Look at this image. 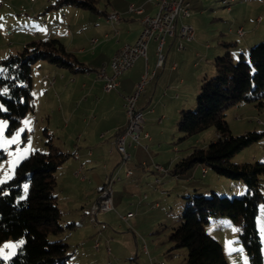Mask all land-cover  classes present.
<instances>
[{
	"label": "rangeland",
	"instance_id": "obj_1",
	"mask_svg": "<svg viewBox=\"0 0 264 264\" xmlns=\"http://www.w3.org/2000/svg\"><path fill=\"white\" fill-rule=\"evenodd\" d=\"M53 1L0 0V30L8 28L17 33V29H28L41 35L43 33L41 25L27 26L36 17L41 21L44 19L45 28L52 20H56L55 23L61 27V30L65 28L73 32L77 31L78 34V13L76 14L78 8L64 6L60 9L45 11V8ZM186 1L190 3V17L183 21L192 27L195 37L192 43H185V46L194 49L199 47L201 53L209 55L211 62L215 57L224 53L226 50L223 47L224 43L244 44L246 42L253 47L264 39V20L261 24L254 20L257 15H261L264 19V2L262 0V3H255L253 0H226L227 5L223 4V0ZM97 2L98 8L103 10L104 3L101 0H97ZM228 7L230 11H228ZM61 11L66 16L67 23L65 20L62 23L58 18V13ZM84 11L97 17V14L91 11ZM70 20L73 24L68 23ZM180 22L181 20L178 21V24ZM238 27H242L244 38L240 39L236 36L235 31ZM10 34L3 35L4 37L0 36V43H8L13 39V42L20 44L19 40L24 39L16 36L17 34ZM7 36L10 38L5 40ZM35 37L38 38V36ZM75 40L71 48L76 47L77 49L78 36ZM168 40L169 38L166 39V41ZM64 43L67 41L65 40ZM228 51L233 57L240 55L238 47H230ZM73 54L78 58V53ZM246 54L247 52L243 55ZM202 67H207L211 71L207 75V79L214 75L211 63L205 66L201 63ZM31 68L36 104L38 102L36 90L43 81V77H47V81L54 79L58 84L62 74L65 78L61 84H66L68 89L62 96L53 95L52 106L42 108L44 114L36 115L38 107L35 104L34 112L29 113L22 120L26 126V138L23 137V132L18 130L19 127L13 132L7 133L5 122L0 120V152L5 156L0 159V183L12 178L20 157L25 158L35 151H45L43 136L45 129L50 135L52 143L61 152L76 153L78 151V129H76L77 132L71 127L65 130V126L69 122L68 116L73 112L72 108L75 105L77 108L74 109L75 113H73L71 123L76 120L74 125L78 128V73H70L45 61H37ZM198 90L196 88L191 95L181 94L185 103H192L191 106L184 104V110H196ZM43 99H45L44 96ZM60 105L62 106L61 112L59 111ZM176 116L172 120L164 121L162 125L156 124L157 121L142 125L145 131L151 129L152 134L150 135L154 139H158L155 140L156 142L147 143V150H140L139 157L144 162L143 164L141 161L137 165L129 162V170L133 176L130 179H123L111 187L113 210L97 214L93 218V222L90 217L81 219L80 205L86 204V195L95 198L96 189L104 183L106 169L103 168V164L107 163L108 149L103 147L99 151L102 161L94 165L96 169L94 172L84 173L86 180L81 184L79 183L81 178L78 179L73 174V167L77 168V166H74L72 159L58 171L55 191L58 193V203L64 213L63 225L70 221L71 207L74 204L78 210V216L72 215L76 227L70 231L66 230L63 234L65 242L69 245V251L72 252L70 264H186V249L173 248V243L169 241V234L173 228L183 222V213L192 203L193 198L215 194L218 197L232 199L241 197L245 193L241 181L218 176L209 169H206L207 175L203 174V167L200 165L194 166L185 174L177 177L164 173L162 177H158L160 182L154 184L156 175H154L155 171L152 167L155 164L164 170H170L171 166L185 157L190 149L205 148L215 138L214 130L209 128L188 139L180 140L181 134L176 125L183 116V111ZM225 119L233 136L246 132H264V107L258 109L252 104H238L226 111ZM107 138L100 140L102 144ZM232 161L234 163L264 162V139L244 148L234 156ZM142 165H145L143 168H150L152 173L144 171ZM120 168H124L123 173H120L123 178L128 166ZM260 191L263 201L258 206L256 225L264 262V176L260 178ZM65 204L68 207L64 206ZM155 204L158 206L156 207ZM83 207L85 208V206ZM127 212L132 213L134 217L125 222L121 220V217L125 216ZM86 220L89 221V224ZM204 229L211 238L221 245L227 264H249L247 254L239 240L238 227L229 218L222 217L211 221L205 225ZM50 239L53 240L54 237L51 236ZM95 242L99 244L97 250L93 246ZM18 243L11 239L4 242L0 246V259L7 262L13 257Z\"/></svg>",
	"mask_w": 264,
	"mask_h": 264
},
{
	"label": "trees",
	"instance_id": "obj_2",
	"mask_svg": "<svg viewBox=\"0 0 264 264\" xmlns=\"http://www.w3.org/2000/svg\"><path fill=\"white\" fill-rule=\"evenodd\" d=\"M64 6L96 14L101 12L97 0H54L45 11ZM233 46L232 42L223 44L226 50L212 61L214 75L203 78L199 85L196 110H183L176 125L180 140L209 128L214 130L215 140L205 148L190 149L167 173L177 177L200 165L218 176L241 181L245 193L232 199L215 194L193 198L183 213V222L169 234L173 248L186 249V264H227L221 245L204 229L206 224L222 217L229 218L238 227L249 264H264L256 225L258 206L263 201L260 178L264 176V162L232 161L244 148L263 140L264 132L233 136L225 119L226 111L238 104L264 107V39L250 47L246 55L240 54L237 61L228 51ZM37 61L70 73L88 71L57 39L28 43L0 59V120L5 122L7 133L16 130L21 121L34 112L31 67ZM43 134L45 151L31 152L21 159L12 178L0 183V246L10 239L19 242L14 256L7 262L0 259V264H70L72 258L63 234L76 226L70 221L63 225L64 214L59 209L55 188L58 171L74 153L61 152L46 129ZM2 158L5 156L0 152ZM119 177L117 182L122 180ZM89 217L93 222L95 216H90V210Z\"/></svg>",
	"mask_w": 264,
	"mask_h": 264
},
{
	"label": "crops",
	"instance_id": "obj_3",
	"mask_svg": "<svg viewBox=\"0 0 264 264\" xmlns=\"http://www.w3.org/2000/svg\"><path fill=\"white\" fill-rule=\"evenodd\" d=\"M101 1L104 3V8L103 10L99 8L101 12L97 14V17L93 14L85 13L84 9L82 10L78 8V12L76 11V14L78 13V34L77 31L73 32L69 29L66 30L65 28H62L61 30V27L55 23L57 22L56 20H52L51 23L45 28L46 22L44 19L41 21L36 17L32 22L28 23L27 26L41 25V31L43 32L41 35H39L38 32L28 29H17V33H14L15 31L8 28L0 30V36L11 33L10 35L17 34L16 36L24 38L19 40L20 44L13 42V39L9 40L8 43H0V59H3L6 56L19 51L24 45L28 43L39 40L57 39L64 45L67 51L71 53H78V58L76 57L78 62L88 69L86 73H78V128L76 125H74L76 120L71 123V120L73 119V113H75L74 109L77 108V105L72 108L73 112L69 114L71 117L68 116L69 122L65 126V130L69 129L70 127L75 130L78 129V151L74 153L73 157L70 159H72L73 163L75 164L74 166H77V168L73 167V174L78 179L81 178V181L79 182L80 184L86 180L84 173L94 172L96 170L94 165H97L102 161L100 159L102 156L99 154V151L103 147L108 149L107 163L103 164V168L106 169L104 176L114 172H118L120 175V173H123L124 171V168L120 167L128 166V169H130L129 162H133L134 165L140 164V150H147V143L156 142L155 140L158 139H154V137L150 135L152 134L151 129H148L149 131H145L142 126L139 143L137 145L127 147L130 160L126 165H121V157L116 152L113 145L115 133L122 130L126 126L127 120L123 107L124 97L133 93L135 85L139 82L145 71H147V74L151 79L145 85L143 92L138 97L136 108L143 114V125L156 121V124L158 123L159 125H162L164 121L168 119L172 120L177 114H179V112H182L184 110L183 107L186 104L187 106L192 105L191 102L185 103L181 98V94L188 93L191 95V93L195 92L196 88L198 90V86L200 85L202 79L206 78L207 75L211 73L207 67L201 68V63L203 66L208 65L209 63L212 65V62L208 57L209 55L201 53V50L198 49L199 47H196V50L192 47L186 48L185 46V50L177 52L175 49L177 39L169 38V40L165 42L163 48V53L165 55L164 64L162 67H157L154 50L155 42L151 40L147 48L146 63L143 58L137 59L134 65L118 78V87L111 92H104L102 90L103 83L96 78L98 69L103 66L106 73L111 74L109 63L113 54L122 46L131 45L136 41L142 29L140 23L141 17L144 15H155L156 6L154 0ZM253 1H255V3L261 2V0L258 2H256L257 0ZM262 2L264 1L262 0ZM129 6L141 9L142 13L136 14L129 12ZM110 13H116L118 15V20L107 22L105 19ZM259 17L261 20L258 19ZM58 18L62 23L66 19L63 11L58 13ZM186 19L187 18L182 19L180 24ZM254 20L256 23L261 24L264 19H262L261 15H257ZM184 21L183 23H186ZM68 23L73 24L71 20L68 21ZM180 24H177V27H179ZM240 28L242 30L241 36H239L237 33V30ZM237 30L235 31L236 36H238L240 39L244 38L245 35L242 27H238ZM35 36H38V38ZM77 36L78 48H71V46L74 44V41H76L75 38ZM9 38L10 36H7L5 40ZM65 40L67 43H64ZM234 46L240 49V54H245L251 47V45L246 42H244V44H236V42H234ZM206 48H208V45H206ZM231 56L233 57V55ZM233 58L237 59L238 57L234 56ZM46 78L47 77H43V81L36 90L38 98L37 104L35 95H33L34 88L32 90L34 104H36L38 107L36 112V115L38 116L44 114L42 113V108H49L52 106L53 95L62 96L68 89L66 84H61V81H63L65 78L64 75H60L61 79L59 80L58 84L54 79L47 81ZM72 81H74V79H72ZM43 96L45 99H43ZM59 109L61 112V105L59 106ZM18 130H20L21 133L23 132V137L26 138L27 131L24 122L21 121ZM75 132H77V130ZM145 134L147 137H145ZM106 137H108L107 140L102 144L100 140L105 139ZM214 140L215 138L212 141ZM81 146L83 147L82 149ZM21 158L23 157H20L19 160H21ZM141 163L143 164L144 162L141 161ZM144 166L142 165V168ZM157 166L159 165L155 164L152 167L155 171L154 175H156L154 184H158L160 182L158 177H162V174H167L168 171L164 170L160 166V170H158L156 168ZM143 170L147 172L151 171L148 167L143 168ZM202 173L207 175L206 169L202 168ZM132 176L133 175L128 178L124 176L121 179H130ZM102 185L103 184H101V186ZM100 187L96 189L95 198H90L91 195H86V204L80 205V210L82 211L81 219L89 217L90 207L96 202ZM56 196L58 201V193H56ZM58 206L61 210L59 203ZM64 206L68 207L66 204ZM83 206H85V208ZM155 206L157 207L158 205L155 204ZM77 211L78 210L75 208L74 204V206L71 207L72 214L70 216V222L75 223L73 216H75V214L78 216ZM87 223L89 224V221H87Z\"/></svg>",
	"mask_w": 264,
	"mask_h": 264
},
{
	"label": "built area",
	"instance_id": "obj_4",
	"mask_svg": "<svg viewBox=\"0 0 264 264\" xmlns=\"http://www.w3.org/2000/svg\"><path fill=\"white\" fill-rule=\"evenodd\" d=\"M154 3L156 13L153 16L144 15L141 17L140 23L142 29L136 41L131 45L122 46L113 54L109 63L111 74H107L103 66L98 69L96 78L103 83L102 90L104 92L108 93L115 90L119 85L118 78L128 71L137 59L143 58L146 63L147 48L151 40L155 42L154 50L157 67H162L164 64L165 55L163 48L167 38L177 39L175 46L177 52L185 50V43H190L194 40V32L189 24L181 23L177 27L179 20L190 16L188 2L185 0H154ZM128 10L136 14L142 13L141 9L133 8L132 6H129ZM228 11H230V8ZM258 19L261 20L260 17ZM116 20H118L116 13H110L106 17L107 22ZM237 33L239 36L242 35L241 28L237 30ZM150 79L147 71H145L139 82L135 85L133 93L124 97L123 107L127 120L126 126L118 132L113 140L114 148L121 157V165H126L129 161L130 156L127 152V147L139 143L144 119L142 112L136 108V102ZM145 137H147L146 134ZM157 169L160 170L159 167ZM130 175L131 171L126 170L125 176L129 177ZM119 180L118 172L105 176L104 185L98 194L97 201L90 208L91 217L113 209L111 186ZM132 217V213H127L121 217V220L127 222ZM94 248L98 249L97 243H95Z\"/></svg>",
	"mask_w": 264,
	"mask_h": 264
},
{
	"label": "bare ground",
	"instance_id": "obj_5",
	"mask_svg": "<svg viewBox=\"0 0 264 264\" xmlns=\"http://www.w3.org/2000/svg\"><path fill=\"white\" fill-rule=\"evenodd\" d=\"M223 4H224V5H227V1H226V0H223Z\"/></svg>",
	"mask_w": 264,
	"mask_h": 264
},
{
	"label": "snow or ice",
	"instance_id": "obj_6",
	"mask_svg": "<svg viewBox=\"0 0 264 264\" xmlns=\"http://www.w3.org/2000/svg\"><path fill=\"white\" fill-rule=\"evenodd\" d=\"M7 247V246H6Z\"/></svg>",
	"mask_w": 264,
	"mask_h": 264
}]
</instances>
